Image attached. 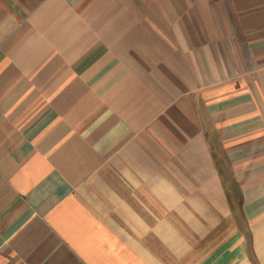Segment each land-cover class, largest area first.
<instances>
[{
	"label": "crops",
	"instance_id": "0c3cea01",
	"mask_svg": "<svg viewBox=\"0 0 264 264\" xmlns=\"http://www.w3.org/2000/svg\"><path fill=\"white\" fill-rule=\"evenodd\" d=\"M0 264H264V0H0Z\"/></svg>",
	"mask_w": 264,
	"mask_h": 264
}]
</instances>
